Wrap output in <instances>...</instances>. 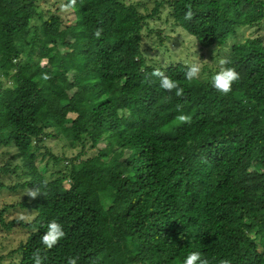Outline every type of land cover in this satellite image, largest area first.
<instances>
[{"label": "trees", "instance_id": "obj_1", "mask_svg": "<svg viewBox=\"0 0 264 264\" xmlns=\"http://www.w3.org/2000/svg\"><path fill=\"white\" fill-rule=\"evenodd\" d=\"M39 1L0 0V147L13 152L0 174L15 176L10 185L1 177L0 190L45 193L17 203L31 217L19 221L27 233L16 264H33L37 251L43 264H182L194 251L209 264H264V40L230 46L223 59L240 80L227 96L187 81L181 62L147 64L140 49L146 19L164 4L209 47L260 23L264 0H162L148 14L121 0H77L68 23L58 12L43 18ZM155 69L184 96L149 79ZM181 111L190 124L175 119ZM58 136L80 151L54 155L43 140ZM14 205L0 208L3 229L16 222L2 216ZM53 220L66 236L46 249Z\"/></svg>", "mask_w": 264, "mask_h": 264}, {"label": "rangeland", "instance_id": "obj_2", "mask_svg": "<svg viewBox=\"0 0 264 264\" xmlns=\"http://www.w3.org/2000/svg\"><path fill=\"white\" fill-rule=\"evenodd\" d=\"M63 0H41L36 4V10L43 18L52 13L58 12L62 16L64 23L72 21L71 11H63ZM125 4H134L142 14H148L155 4L162 0H121ZM146 26L142 30V40L140 49L147 64L156 68L167 67L171 64L181 62L187 66L192 63H199L202 68L200 80L211 81V78L219 71L221 65L219 61L223 59L230 46L246 38L259 36L264 40V19L251 26L244 25L236 29L233 36L229 37L223 45L213 44L209 47L198 45L194 37L176 24L170 16L167 4L160 7L159 11L152 17L146 19ZM32 25H38L39 19L34 17ZM43 144L49 151L57 156L72 157L80 151V146L71 147L69 141L63 137L44 138ZM47 148V149H48ZM94 149L85 151V155L94 153ZM12 149L0 147V165L12 154ZM17 159H11L16 162ZM52 159L48 162V172L56 169ZM6 184L14 183L15 176H3L0 178ZM26 190L17 189L12 192L9 189L0 190V208L3 204L15 203L14 206L6 209L2 216L5 221L15 219L16 222L10 229L6 230L0 226V264H16L19 255L14 252L18 244L26 237V228L19 224L21 215L31 217L25 207H20L17 203L23 198ZM25 221V220H24Z\"/></svg>", "mask_w": 264, "mask_h": 264}, {"label": "clouds", "instance_id": "obj_3", "mask_svg": "<svg viewBox=\"0 0 264 264\" xmlns=\"http://www.w3.org/2000/svg\"><path fill=\"white\" fill-rule=\"evenodd\" d=\"M77 0H67L66 4L62 5L63 11L67 12L75 8ZM187 11L184 14L185 21H191L194 17V12L190 6H186ZM103 29L97 28L94 36L99 39L102 36ZM221 67L219 71L211 78L212 87L221 95L227 96L233 90V85L240 80V74L236 70L235 67H228L227 65L230 61L226 58L221 59L219 61ZM202 72L201 65L199 63H192L189 65L187 72L185 73V79L189 82L198 80L200 78ZM152 77H156L159 79L160 87L171 93L174 92L177 97L184 96V88L181 87L178 82L171 79L169 76L165 74L164 71L160 69H155L149 74V79ZM50 75L47 73L41 74V79L43 81H48L50 79ZM177 110H181V106H177ZM180 125L190 124L192 121L191 115L184 114L181 111V114L177 115L175 118ZM48 181L45 180L43 182V187H47ZM45 193L41 192V189L38 188H29L25 193V196L29 197L30 200H35L38 197L44 195ZM20 220H29V217H25L21 215L19 217ZM66 233L63 229V226L56 222L55 220L51 221L47 225V231L41 236V242L46 249H52L56 246L64 237ZM46 257H42L37 251L33 254V264H43L44 259ZM79 257L72 256L67 259L66 264H78ZM182 264H209V260L207 258H202V255L198 251H194L189 253L183 260ZM219 264H231V261L227 259H221Z\"/></svg>", "mask_w": 264, "mask_h": 264}]
</instances>
